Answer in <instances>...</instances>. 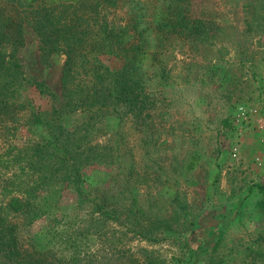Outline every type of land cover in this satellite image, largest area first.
Listing matches in <instances>:
<instances>
[{
	"label": "rangeland",
	"instance_id": "374dc122",
	"mask_svg": "<svg viewBox=\"0 0 264 264\" xmlns=\"http://www.w3.org/2000/svg\"><path fill=\"white\" fill-rule=\"evenodd\" d=\"M191 4L190 22L206 26L208 37L196 44L174 41L163 57L144 62L152 108L136 123L128 116L122 134L109 129L91 142L103 145L109 157L127 151L124 159L110 163L107 157L82 170L102 191L120 188L127 179L130 197L144 210L135 229L91 213L90 201L79 203L64 183L49 191L34 181L31 170L19 167L30 138L24 125L0 128V201L9 195L23 198L24 185L33 187L37 199L28 205L33 212L11 220L31 218L21 225V239L32 253L28 237L41 236L38 244L47 241L35 252L45 254L33 255L41 264H264V0ZM62 5L54 13H66ZM31 8L19 7L17 14L13 4L0 0L2 13L16 16L14 22L20 24L13 58L30 84L20 97L36 110H61L65 56L41 52ZM107 11L106 21L121 24L127 16L125 8ZM148 45L151 52L152 41ZM4 48L11 50L8 44ZM99 60L111 69L118 65L113 56ZM59 116L69 130L83 118L80 112ZM192 154V168L182 171ZM130 159L135 164L127 177L121 166ZM163 185L166 191L158 192ZM173 192L178 198L170 204ZM123 195L127 204V191ZM84 228L88 231L81 232ZM139 231L149 238L135 233ZM0 264L17 263L0 254Z\"/></svg>",
	"mask_w": 264,
	"mask_h": 264
},
{
	"label": "trees",
	"instance_id": "16d2710c",
	"mask_svg": "<svg viewBox=\"0 0 264 264\" xmlns=\"http://www.w3.org/2000/svg\"><path fill=\"white\" fill-rule=\"evenodd\" d=\"M6 2L17 8L14 12L17 14L19 7L23 11L27 6L32 7L29 10L33 18L31 28L41 52L61 51L65 56L59 79L62 109L40 111L27 105L20 96L26 85L30 84L13 58L15 46L20 41V24L14 22L16 16H7L2 13L3 9L0 10V128L6 124H22L29 134L28 150L20 158L24 162L20 169L31 170L36 177L34 181L44 184L49 191H53L55 184L64 183L66 188L73 190L79 203L90 201L91 213H98L102 219L131 223L135 229V219L140 220L144 210L139 207L135 197H130L127 179L118 184L120 188L102 191L92 176L87 179L82 174L86 165L103 164L107 157L110 163L120 162L127 151L122 150L109 157L110 153L105 152L103 145H92L91 142L109 129H117L115 134H122L121 125L128 116L136 123L148 114L153 103L145 89V61L152 63L163 57L177 40L200 43L208 37V28L190 22L192 0H44L43 4L41 0ZM57 4H63L66 13H54ZM80 8L81 12L77 14L76 10ZM110 8L126 9L127 16L122 18L121 24L106 21ZM149 41H152V46L156 41L151 52L147 50ZM4 44H8L11 50L4 48ZM101 55L115 57L117 67L111 69L103 64L99 60ZM150 75L148 73V78ZM158 75L166 74L158 71ZM31 84L34 87L42 85L38 82ZM69 112L83 115L81 122L71 130L59 116V113ZM194 160L192 154L189 161L181 164V170L192 168ZM134 164L130 159L121 166L125 176H132ZM24 186L21 192L23 198L9 195L0 201V254L17 264H41L42 261L33 255L45 254L35 252L47 241L38 244L41 236L28 237L29 243L34 245L31 246L32 253L24 247L21 239V225L29 224L31 218L27 220L25 217L19 223L11 220L17 214L26 216L33 212L28 205L37 196L32 193L31 185ZM166 186L163 185L158 192L166 191ZM125 191L129 195L127 204L123 198L126 197L123 195ZM177 198L175 192L168 196L170 204ZM86 231L87 228H84L81 232ZM47 232L41 231L39 235ZM135 233L149 238V234L146 236L144 232ZM195 253L192 251L190 255L194 256Z\"/></svg>",
	"mask_w": 264,
	"mask_h": 264
},
{
	"label": "built area",
	"instance_id": "2783aa9c",
	"mask_svg": "<svg viewBox=\"0 0 264 264\" xmlns=\"http://www.w3.org/2000/svg\"><path fill=\"white\" fill-rule=\"evenodd\" d=\"M239 109H240L239 110L240 114H244V111H242L241 108H239Z\"/></svg>",
	"mask_w": 264,
	"mask_h": 264
}]
</instances>
